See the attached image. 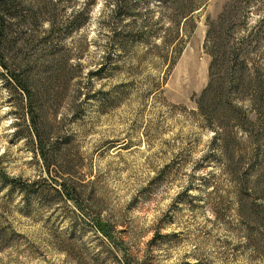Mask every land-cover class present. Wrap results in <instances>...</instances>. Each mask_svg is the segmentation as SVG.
<instances>
[{
  "label": "rangeland",
  "instance_id": "1",
  "mask_svg": "<svg viewBox=\"0 0 264 264\" xmlns=\"http://www.w3.org/2000/svg\"><path fill=\"white\" fill-rule=\"evenodd\" d=\"M20 1L13 30L32 50L24 52L37 67L42 123L62 151L48 175L30 137L29 101L0 67V174L41 185L27 196L0 179V264H264V159L249 149L244 197L241 169L218 161L216 133L196 106L210 80L208 23L236 0H200L195 28L182 25L185 49L174 67L163 45L173 11L155 0L129 18L115 0ZM260 1L240 20L235 43L263 32ZM250 56L248 74L256 66L264 74V43ZM253 97L238 106L256 120ZM61 184L78 189L83 212L53 191Z\"/></svg>",
  "mask_w": 264,
  "mask_h": 264
},
{
  "label": "trees",
  "instance_id": "2",
  "mask_svg": "<svg viewBox=\"0 0 264 264\" xmlns=\"http://www.w3.org/2000/svg\"><path fill=\"white\" fill-rule=\"evenodd\" d=\"M151 0H115L114 9L120 12L125 18L131 17L139 10V7ZM160 6L170 7L173 11L171 31L163 36L165 47H170L173 53L171 60L172 67L177 64L184 49L185 42L181 39L182 25L186 28L189 25L194 27L195 21L191 16L198 9L199 3L205 0H155ZM242 2L236 5L238 2ZM255 0H236V2L227 5L225 12L217 21L208 23L209 32L206 40V52L212 58L210 66V80L206 89L198 96L196 101L197 115L203 118L207 128L216 133L212 139V147L218 149L220 154L218 161L234 163L240 168L243 174L240 192L247 194V177L250 171H243L246 164H249L252 156L249 149L259 153L261 160L264 159V74L256 66V76L251 77L249 65L251 64V52L260 49L264 43V16L262 18L263 32H253L249 38H244L240 43H235V33L239 32L240 20H246L247 9L253 5ZM261 6L264 0L260 1ZM22 6L20 0H0V67L4 71V77L22 97L29 101L27 115L30 117L29 128L30 137L36 140L37 150L45 163L46 172L51 175L55 171V162L58 154L62 151L60 145L52 142L51 131H46L42 123L41 106H39L38 96L34 93L37 87L35 84L33 72L37 67L32 66L30 58L26 53L32 51L27 48V40L24 33L14 32L12 22L19 14ZM253 8V7H252ZM264 14V13H263ZM194 22V24H193ZM136 22L132 23L135 24ZM131 24L129 26H132ZM134 28V27H132ZM135 29V28H134ZM135 30H131L134 32ZM57 32H47L43 40V46H48L50 39ZM171 35V36H170ZM25 37V38H24ZM21 42V44H20ZM18 44L24 52L23 63L14 61V54L17 52ZM121 52H124L122 49ZM36 53V52H35ZM253 95L254 111L259 114L258 119L251 120L248 113L242 111L238 106L241 104L242 96ZM244 134L246 139L241 137ZM51 139V140H50ZM243 146L248 148L245 151ZM239 148V150H238ZM238 150V151H237ZM252 151V150H251ZM239 152V153H238ZM223 163V162H222ZM264 166V161L260 167ZM237 170V169H236ZM264 170L262 167L261 171ZM247 176V177H246ZM0 179L6 184L12 185L13 190H18L27 196L36 194L39 191L40 182L23 183L20 180H8L5 174H0ZM241 177V175H238ZM40 185V186H39ZM61 187V188H60ZM60 187H52L53 191L66 200L75 203L78 209H81L78 189L67 184H61ZM39 195V192L37 193ZM83 212V211H82ZM94 228L106 239L114 241L109 226L101 220H95Z\"/></svg>",
  "mask_w": 264,
  "mask_h": 264
}]
</instances>
